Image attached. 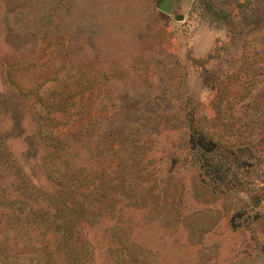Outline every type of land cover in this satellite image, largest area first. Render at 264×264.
<instances>
[{"label":"rangeland","instance_id":"obj_1","mask_svg":"<svg viewBox=\"0 0 264 264\" xmlns=\"http://www.w3.org/2000/svg\"><path fill=\"white\" fill-rule=\"evenodd\" d=\"M0 264H264V0H0Z\"/></svg>","mask_w":264,"mask_h":264}]
</instances>
